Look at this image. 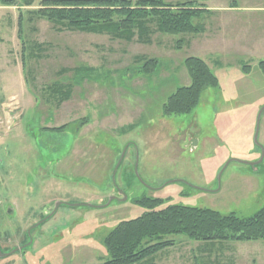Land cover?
Here are the masks:
<instances>
[{
	"label": "rangeland",
	"instance_id": "1",
	"mask_svg": "<svg viewBox=\"0 0 264 264\" xmlns=\"http://www.w3.org/2000/svg\"><path fill=\"white\" fill-rule=\"evenodd\" d=\"M165 1L201 6L205 0ZM201 10V24L220 30L216 14ZM17 14L15 6L0 4V249L9 254L29 237L31 245L0 264H104L103 240L119 223L148 212L137 204L143 199L159 201L156 210L182 206L238 219L264 209V77L257 68L264 60L262 14L233 16L256 21L252 29L247 23L240 41L230 40L225 28L211 38L204 31L154 34L148 44L58 31L43 20L31 34L25 19L21 41ZM179 39L184 44L176 48ZM31 42L41 49H30ZM236 42L248 43L250 52L232 55ZM139 56L158 60L151 77L133 68ZM188 57L203 60L218 87L205 89L189 115L164 116L167 96L190 83L183 66ZM242 65H249L248 74ZM55 84L70 85V98L60 106L48 97ZM11 96L20 102L12 110L6 108ZM165 239L176 245L156 254V264H192L203 257L197 247H208L185 236ZM239 247L242 254L252 251V244ZM215 250L208 248V261Z\"/></svg>",
	"mask_w": 264,
	"mask_h": 264
},
{
	"label": "trees",
	"instance_id": "2",
	"mask_svg": "<svg viewBox=\"0 0 264 264\" xmlns=\"http://www.w3.org/2000/svg\"><path fill=\"white\" fill-rule=\"evenodd\" d=\"M34 1L36 0H0L3 6L17 8V37L21 41L24 40L23 35H26L22 32L24 19L28 21L31 34L36 32L34 23L43 20L58 31L108 35L112 40L126 43L136 39L139 43L148 44L154 34L182 36L204 31V25L200 22L202 7L192 2L37 0L36 9L29 11L28 16L23 15L22 8L32 6ZM182 44L184 41L179 39L175 42V47L179 48ZM28 46L33 51L41 49L35 42ZM24 48L22 43L23 56L26 53ZM27 53L30 55V51ZM158 66V60L143 56L136 57L133 61V68L138 76L151 77ZM183 66L190 83L176 88L167 96L161 106L164 116L189 115L197 107L205 89L218 87L213 71L200 58L188 57L183 61ZM133 68H127L126 71ZM257 68L264 77V60L258 62ZM241 70L248 74L250 67L242 65ZM85 71L91 73L92 69ZM23 72L28 73L24 68ZM69 86L52 85L49 99L60 106L70 98ZM63 128L64 126L51 130L59 131ZM137 204L146 207L148 212L136 219L119 223L105 237L103 244L108 260L104 264H156V254L176 245L174 240L165 239L168 236H185L188 240L201 244L264 240V209L251 218L238 219L233 214L224 216L213 210L182 206H167L156 210L159 204L157 200L143 199ZM192 264L219 263L194 257Z\"/></svg>",
	"mask_w": 264,
	"mask_h": 264
},
{
	"label": "crops",
	"instance_id": "3",
	"mask_svg": "<svg viewBox=\"0 0 264 264\" xmlns=\"http://www.w3.org/2000/svg\"><path fill=\"white\" fill-rule=\"evenodd\" d=\"M201 7H203L201 9L205 10L206 14L208 15L211 13L216 14L215 19H218L217 22L220 25H222L220 30L218 25L212 29L211 28L212 22L209 25L208 24L205 25L203 35H207V38H211L213 31H215V33H218L219 31L221 32L226 28V30L228 29L231 31V32L229 31L230 33H228V36L229 39L230 40L232 39L234 42L240 41L238 36L241 33H243L245 29H247L248 25H250L248 29H252L253 24H255L256 21L253 20L252 22L248 21L249 23L247 22L248 23L247 25V23L238 22L237 19L233 18V16H237V13H247L248 15L262 14L264 16V0H247L244 3H240L238 0H205L204 2H202ZM237 23H240V25L237 26ZM217 38L218 35L216 39ZM244 45L245 44H242L241 42H236L235 44H233L232 48L233 47L234 48L231 49L232 52L231 54L240 56V55H244V53L248 51L250 52L251 49L250 50L248 49V43L246 47H244ZM260 46L261 47L259 49H262V51H264V36L260 37ZM262 51H259V54ZM11 97L14 98V96ZM11 97L9 101H12ZM0 103L4 105L3 104L4 102H0ZM11 103L12 105H7L6 108L8 109L11 108L12 110V109H16V107L12 108L14 105L16 106L20 105V102H17L15 98ZM6 115L8 117L9 114ZM1 209L2 208H0V212ZM244 243L252 244L251 252H248L246 254L240 253V250H238L237 247L243 246ZM244 243L241 242L213 243V244H207L208 247L199 245L197 249L200 248V253L203 254L202 258L204 259L209 258V253H207L208 248L211 250L216 249L215 253L217 255H215L214 253V257L212 256L213 258L212 260L214 263L217 262L219 264H264V240L254 241V242H244Z\"/></svg>",
	"mask_w": 264,
	"mask_h": 264
},
{
	"label": "water",
	"instance_id": "4",
	"mask_svg": "<svg viewBox=\"0 0 264 264\" xmlns=\"http://www.w3.org/2000/svg\"><path fill=\"white\" fill-rule=\"evenodd\" d=\"M260 114H261V112H260L259 115H258V119H259ZM257 121H258V120H257ZM256 136H257V133L255 134V137H254V140H255V141H256ZM122 157H123V155L121 156V158H122ZM260 162H261V160H260L259 162H257V163L252 164L251 166H255V165L259 164ZM111 200H112V199H110V201L108 202V204L111 202ZM59 205H62V203H59V204H57L56 206H59ZM79 206H89V205H73V207H79ZM47 218H49V217L44 218V219H43L42 221H40L37 225H35L33 228H35V227L39 226L40 224H42L44 221L47 220ZM29 232H30V231H29ZM29 245H31V238H30V237H29V242H28L27 244H25L24 246H22V247H20V248H18V249L13 250V251L10 252L9 254H4V253L1 251V249H0V258L7 257V256H9V255L15 253L17 250H23V249H25L26 247H28Z\"/></svg>",
	"mask_w": 264,
	"mask_h": 264
}]
</instances>
